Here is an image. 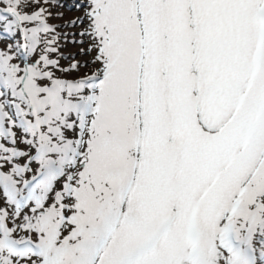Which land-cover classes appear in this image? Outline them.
I'll use <instances>...</instances> for the list:
<instances>
[{
	"label": "snow or ice",
	"instance_id": "snow-or-ice-1",
	"mask_svg": "<svg viewBox=\"0 0 264 264\" xmlns=\"http://www.w3.org/2000/svg\"><path fill=\"white\" fill-rule=\"evenodd\" d=\"M0 264H264V0H0Z\"/></svg>",
	"mask_w": 264,
	"mask_h": 264
}]
</instances>
